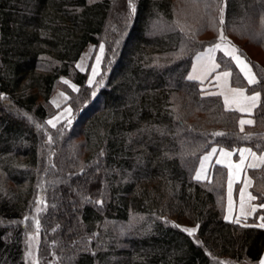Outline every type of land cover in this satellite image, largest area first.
Returning a JSON list of instances; mask_svg holds the SVG:
<instances>
[{
	"label": "trees",
	"instance_id": "trees-1",
	"mask_svg": "<svg viewBox=\"0 0 264 264\" xmlns=\"http://www.w3.org/2000/svg\"><path fill=\"white\" fill-rule=\"evenodd\" d=\"M196 5L207 18L196 31L212 35L194 40L173 0H0V264H25L28 234L39 237L42 264H259L264 166L250 170L260 208L244 223L223 217V166L209 179L195 175L215 146L264 152V80L248 85L218 54L233 85L261 94L255 123L242 131L241 114L220 95H203L188 73L222 30L264 77L249 50L264 54V0ZM91 43L106 48L94 85L76 67ZM61 77L79 87L67 90L75 122L53 128L47 118ZM134 215L130 237L103 229Z\"/></svg>",
	"mask_w": 264,
	"mask_h": 264
},
{
	"label": "rangeland",
	"instance_id": "rangeland-1",
	"mask_svg": "<svg viewBox=\"0 0 264 264\" xmlns=\"http://www.w3.org/2000/svg\"><path fill=\"white\" fill-rule=\"evenodd\" d=\"M173 3H174V6L172 8V13L175 16V19L178 20V22L184 21L183 24L182 23H179V24H181L186 29L185 32H191V34L194 37V40H196V33L197 32H200L199 33V37L200 38H201V36L202 37H205V36L210 37L212 35L209 32H202V30L196 31V25L200 26L201 25L200 23H206V21H204V19H207L206 17H203L204 15L201 12H199L201 10V8L197 7L196 0H173ZM197 12H199L201 14L198 15V18L196 20ZM219 16L222 18V21H223L224 20V16H225V5H223L222 10H220ZM209 23H210V20H209ZM155 31L158 32V33L159 32L162 33L164 30L162 28L158 27V29L155 30ZM155 31H154V33H156ZM221 33H222V37L223 38H221ZM202 34H204V35H202ZM218 36H219L218 37V41L216 43L222 44V46L224 48L227 47V48H229V50H232L233 47L236 48V45L234 43H232V41L228 37H226L224 35V32L222 30L220 31ZM253 38L254 39H259L260 38V34L257 33V32L254 33L253 34ZM251 42L253 44L257 45L255 43L256 41H254V42L251 41ZM101 46H103V50H101ZM131 46H132V44L128 45V47H127L128 50L126 52V56H128V53H129V50H130ZM208 46H212V45H208ZM208 46H206V47H208ZM105 49H106L105 45H103V44H101V45H94L92 43L88 44L84 48V50L82 51V53L80 55V58H79V60H78V62L76 64V67H77V69L79 71L87 73L88 82L90 83V81H91L90 84H92V85H94L95 82L98 81V79L101 76V73L103 71V66L102 65H103V60H104V56H105ZM204 49H202V50H204ZM256 49L249 48L250 53L252 54V56L254 58H256V59H258V60H260L261 62L264 63V54H262L261 52L257 51ZM201 51H199V52H201ZM199 52H197V53H199ZM220 52H222V51H220ZM222 53H224V52H222ZM224 55L227 56L225 53H224ZM217 62H218V55H217ZM192 64H193V61H192ZM192 64H191V68H192ZM218 64H219V62H218ZM191 68H190V71H191ZM219 68H220V64H219ZM220 70H228V69L220 68ZM190 71H189V73H190ZM228 71H230V70H228ZM189 73H188V77H189ZM65 81H67V83H65ZM59 83H60L59 86L54 90V92H53V94L51 96V103L54 106V112L51 113L50 116L47 118V124L49 126L53 127V128L56 127L57 125H59L60 123H66V124L72 125L75 122V114H76V110L75 109H76V107H74L73 104L71 103L72 99H71V96H69L67 90H69L68 89V87H69L72 90V93H77L79 87L70 78H66V77H61ZM200 84H201V88L203 90V95H205V96L219 95V94L214 93V89L208 83L207 84L200 83ZM233 86H235V85H233ZM236 87H241V86H236ZM260 100H261V94H260ZM100 105L101 104L99 103L97 105V108H100ZM179 106H180V104H179ZM225 107L227 109H230L228 106H226V104H225ZM255 111H256V109H255ZM254 114H255V112H254ZM241 115H240V118H241ZM240 118H239V121H240ZM254 120H255V116H254ZM49 121H52V123L51 124L48 123ZM53 125H55V126H53ZM238 125H239V123H238ZM249 126H251V125H249ZM249 126H246L245 129L247 127H249ZM239 128H240V125H239ZM245 129H241L240 128V130H242V131L245 130ZM80 140H82V137H78L77 138V142H79ZM215 147L219 148L217 146H215ZM215 147H213V148H215ZM219 149H224V148H219ZM226 149H228V148H226ZM229 150H231V149H229ZM205 155H203V157ZM238 157H239V155L236 156V158H238ZM201 161H202V159H201ZM213 163H214V161H213ZM182 165H183V168L186 169V166H184L183 163H182ZM199 167H200V164H199ZM199 167H198V169H199ZM198 169H197V171H198ZM197 171H196V175L195 176H197ZM211 171H212V168L210 169V172ZM248 173H249V175H250V177H251V179L253 181L252 174L250 173V170L248 171ZM210 177L211 176L209 174L207 179H209ZM201 180H205V179H201ZM238 193H239V186L236 187V191H235L236 196L238 195ZM252 194H253V192H252ZM218 202L220 203V205L222 204V207H223L222 214H223V217L225 218V216H226V207H227V203H228L227 181H226V185H225L224 195H223L222 199H219ZM137 218H140V217H137V215H134L126 223L125 222H120L118 220H108L107 221V226H104L103 229L109 228V232H111V231L115 232L116 238L118 240H120V239L122 240L124 238H127L128 236L130 237V236L133 235L132 231L139 224V221H138ZM259 219L262 220V216L261 215L258 217V221H259ZM242 223H244V222H242ZM262 223H264V222H262ZM180 226L184 230L185 229H195V231L192 232L190 235H192V236L196 235V228L195 227H192L191 225H181V224H180ZM104 235H105V233H104ZM108 242H110V240ZM38 245H39V237H38V235H36V234H28L27 241H26V246H25V264H42L41 258L39 259ZM107 246H108V244H107ZM108 249L109 248H106L105 250H108Z\"/></svg>",
	"mask_w": 264,
	"mask_h": 264
},
{
	"label": "crops",
	"instance_id": "crops-1",
	"mask_svg": "<svg viewBox=\"0 0 264 264\" xmlns=\"http://www.w3.org/2000/svg\"><path fill=\"white\" fill-rule=\"evenodd\" d=\"M219 44V43H216ZM208 46L201 52L197 53L196 56L193 59V64L191 71L189 73V78L195 81H198L200 83L204 84H209L211 87L214 89V93L219 94L224 101V97L228 96L229 99L232 98L233 93L231 92V89H243L245 90V95L246 96H252L256 93L259 92H248L246 88L244 87H236L232 85V80L231 76L225 79L223 77L224 72H230L228 70H220L219 64L217 62V55L220 51L224 52L227 55L229 48L223 47L222 44H219L220 47L216 48L215 45ZM218 65V67H217ZM239 68V66H237ZM231 73V72H230ZM246 79V78H245ZM247 81V80H246ZM260 94V93H259ZM260 102V95L259 98L255 101L254 105L251 101L245 103V107L247 111L241 112L239 110V106L236 104H230L226 105L232 110H237L239 111L242 115L240 118L241 120H251L253 121V125L255 120H254V112L255 109L258 107ZM239 121V125H240ZM246 126H249V124L243 125V128L240 125L241 129H245ZM213 149H216L217 151L213 153ZM242 149H250L251 152H245L244 155V165L241 166L240 169L232 168L229 169L228 164L231 163L232 165H237L240 164L241 161V155L240 151L238 150V155L239 157L236 158V152L234 150H229V149H219V148H212L206 155L209 156V159L204 162V173L202 174L201 179H207L208 175L210 174V169L213 168L214 165H221L223 166L227 172H228V178H227V190H228V203L226 207V217H228L226 220L230 222H235L239 220V223L244 222L248 218L252 217L255 212L260 208V206L256 203V200H249L248 199V194H252V185L253 181L248 173L249 170L251 169H256V168H261L264 166V161L260 160V157L264 156V152L258 153L254 151L253 149L249 147H242ZM222 152H230L232 155L230 157H226L222 155ZM254 154V155H253ZM205 155V156H206ZM204 156V157H205ZM203 157V158H204ZM202 158V161H203ZM224 160V163H218V161ZM201 161V162H202ZM214 161V163H213ZM251 164H256L257 167L251 168L248 167V165ZM201 169V163L200 167L197 171L200 172ZM230 173L232 175V187H231V194H229V177ZM200 179V180H201ZM247 185V186H246ZM239 186V193L236 196L235 191L236 187ZM244 193L243 195V201H244V214L241 213V200L242 196L241 193ZM254 196V195H253ZM231 203V212H229V204ZM255 208L256 210L253 212L251 209ZM262 220L260 219L258 222V226L262 224ZM264 259V255L261 258V260ZM260 260V261H261ZM260 264V262H259Z\"/></svg>",
	"mask_w": 264,
	"mask_h": 264
},
{
	"label": "snow or ice",
	"instance_id": "snow-or-ice-1",
	"mask_svg": "<svg viewBox=\"0 0 264 264\" xmlns=\"http://www.w3.org/2000/svg\"><path fill=\"white\" fill-rule=\"evenodd\" d=\"M221 38H223L222 37V33H221ZM215 47L219 48L220 45L216 44ZM101 50H103V46H101ZM227 56L230 59H232L237 66H239V69H240L241 73H243L244 77L246 78L248 85H250V86L257 85L258 83H261L262 80H264V77H260V78L257 77V75L253 72V68L256 67V65L252 64V62L247 58L246 54L242 53L238 48L233 47L231 51L227 52ZM217 67H218V65H217ZM230 76H231L230 72H224L223 73V77L225 79H227ZM65 83H67V81H65ZM90 83H91V81H90ZM231 92L233 93L232 98L229 99L228 96H225L224 97V103L226 105H230V104L238 105L239 106V110L241 112L247 111L246 107L244 106L246 102L251 101L253 103V105H254L255 101L259 98V95H260L259 93H256V94H254L252 96H246L245 95V90L239 89V88L231 89ZM48 123L51 124L52 121H49ZM252 123H253V121H251V120H241L240 121V125H241L242 128H243V125H245V124H249L250 125ZM53 126H55V125H53ZM218 135H220V134H218ZM212 151H213V153H215L217 150L213 149ZM239 151H240V155H241L240 164H237V165L234 166L231 163H229L228 164L229 169H232V168L240 169L241 166L244 165V155L243 154L245 152H249V153L251 152L250 149H242V150H239ZM222 155L226 156V157H230L232 155V153H230V152H222ZM208 159H209V156H207V155L203 158V161L201 162V169H200V172L197 173L196 179L199 180V179L202 178V174L204 173V162L207 161ZM260 160L264 161V156L260 157ZM218 163H224V160H220V161H218ZM248 167L255 168V167H257V165L256 164H251V165H248ZM231 187H232V175L230 173V177H229V194H231ZM243 195H244V193L242 192L241 193V196H242L241 213L242 214H244ZM248 199L249 200H254V199H256V197L249 193L248 194ZM261 207H264V203L261 204ZM255 210H256L255 208L251 209V211H253V212ZM229 212H231V203L229 204ZM227 218L228 217H226V219ZM262 219H264V217H262ZM236 222L239 223V220H237ZM259 227L264 228V223L260 224ZM185 231H187V232H189V234H191L192 232L195 231V229H185ZM260 264H264V259H262L260 261Z\"/></svg>",
	"mask_w": 264,
	"mask_h": 264
}]
</instances>
